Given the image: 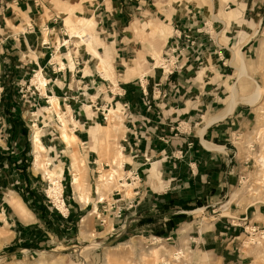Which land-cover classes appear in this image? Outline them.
Wrapping results in <instances>:
<instances>
[{
  "label": "crops",
  "instance_id": "1",
  "mask_svg": "<svg viewBox=\"0 0 264 264\" xmlns=\"http://www.w3.org/2000/svg\"><path fill=\"white\" fill-rule=\"evenodd\" d=\"M52 1L0 0V252H4L0 255L37 250L20 244L22 241L29 243V237H39L36 231L39 226L43 229L42 225L38 224V228L28 226L42 222L43 216L40 198H36L41 196L39 179H33L28 170L23 171L20 167L26 139L16 133L19 127L17 115L26 124L25 116L29 114L31 104L47 108L46 103L51 97H55L61 107L70 109L68 125L75 126V150L85 160L83 172L89 191L93 188L91 179L98 172V164L97 154L88 147L86 129L91 127L87 124L91 121L101 125L102 110L109 106L122 107L123 131L117 141L124 161L123 178L118 181L134 184L131 195H127L123 187L113 188L103 201L95 200L94 192L90 201L82 204L72 186L71 159L66 153L71 147L58 137H52L46 140L48 145L45 141L43 145L62 163V198L67 202H64L67 214L73 216L77 209L90 207L98 211L102 207L101 224L116 230L112 233L116 238L134 232L170 241L179 232L178 224L174 227L175 221L183 226L195 209L218 204L222 195H227L236 183L235 175L228 173L241 163L235 136H242L249 127L252 110L247 104L239 103L231 113L223 116L231 99L226 107L227 97L222 87L225 89V81L233 73L234 66L230 63L232 48L239 44L245 60L251 52L256 40L252 30L255 28L256 33L259 32L262 22L255 23L248 14L254 15L260 10L264 0H218L216 9L223 8L222 15L229 13L230 8L241 11L239 22L229 21V24L205 15L208 11L205 6L186 3V0L176 1L171 6L161 0L164 13L153 9L154 0H97L93 10L97 21L95 27L97 25L99 30L98 34L94 30L98 39L96 48L102 57L110 54L109 63L115 79V85L111 86L110 79L98 69L96 57L85 49L79 51L65 29L64 15ZM146 12L150 17L153 13L162 14L165 16L163 20L170 15L167 22L157 21L172 29L166 41L153 36L163 46L166 42L163 50L176 43L172 36L175 32H188L197 41L183 51L182 69L169 76L160 69H153L151 62L145 64L146 69L140 68L135 73H132L134 68L127 66L131 61L133 66L138 63L139 53H143L141 56L145 61L153 59L143 52L137 39L124 34L123 28L127 23L144 19ZM45 14L47 19H43ZM134 25L137 28L129 30L138 31L137 22ZM178 42L180 46L184 44L183 40ZM150 47L148 51L159 53L155 45ZM56 53L60 62L55 59ZM156 59L158 64L160 59ZM205 62L206 70L209 68L215 79L209 84L200 81L195 74L203 69ZM40 71L46 80L42 90L31 83L32 77ZM14 94L18 100L12 99ZM30 99L34 102L31 103ZM124 102L128 108H123ZM85 104L92 107L90 121L84 111ZM216 115L218 119L207 121ZM153 168L158 176L152 174ZM149 174L153 185L149 182ZM64 175L68 181H64ZM18 191L25 192L28 204ZM11 194L22 201L32 216L31 220L25 221L13 208L9 202ZM247 209L240 214L248 215ZM118 210H121L119 217ZM251 215L255 217V207L248 216ZM220 223L214 222L210 232L223 231L224 241L240 232L234 227L227 231V220ZM17 229L22 231L23 238L17 236ZM38 237L34 238L35 242H42V237ZM193 238L200 242L203 239L204 252L217 258L220 264L242 263L241 254L239 256L232 248L235 244L231 247L227 244V248L233 250L228 254L234 253L227 256L215 252V247L206 249L205 244L210 246L211 233L199 231Z\"/></svg>",
  "mask_w": 264,
  "mask_h": 264
},
{
  "label": "rangeland",
  "instance_id": "2",
  "mask_svg": "<svg viewBox=\"0 0 264 264\" xmlns=\"http://www.w3.org/2000/svg\"><path fill=\"white\" fill-rule=\"evenodd\" d=\"M105 1L108 2V0ZM166 1L167 4L171 6L172 4H176V1L180 0ZM186 1V3L191 2L193 4H201L205 6L208 10L206 11L207 14L205 13V15H210L212 19L221 20L226 24H229L231 21L239 22V19L241 17L240 9L230 8L227 11H230L231 9H235L237 11L236 18L229 20L230 22L227 19H224L222 16L225 14L222 15V13L225 10L223 8H220L218 10L216 9L218 0ZM219 1L225 2L226 0ZM51 3L55 4L56 9L62 12L64 18L68 15L70 16L73 21L72 24H75V30L79 32V35H82L84 33V31L81 29L82 26H80L77 21L83 12H85L87 15H93L94 24L95 22L97 23L96 18L93 14V10L95 8L97 0H54V2L52 1ZM153 3L155 5V8L153 7V9H156V11L158 12H163L161 0H154ZM147 10L151 14V10ZM149 13L147 15L144 14V19L139 21L135 20V22H137L138 24V28L140 27L138 31H133L132 29L129 30V28H133L134 30L135 28H137L134 27L135 22L133 24L127 23L125 26H123V28H125L124 34H127L126 36L129 38L133 37L137 39L144 49L143 52L148 53L150 57L153 58H149L148 61H145L144 56H141L143 55V53H139V56L137 58L138 63L134 65L136 67L133 66V61L127 64L128 68H134L132 73H135L136 71L138 72L140 68H145L144 66L145 64L148 65V62H151L152 67V65L154 64L152 60H157L156 58H158L159 60L160 55L165 52L163 48L166 42L163 46V43L161 44V41L154 40V37L152 36V34H150V23L157 21L167 22L168 18H170V15H166L165 20H163L165 17L164 15L153 13L152 17H150ZM248 16L252 18L255 23L261 21V28L257 33L255 28L252 30V34H255L256 40L246 60L243 59L241 61V63L243 62L242 64L238 65L237 63L232 62L234 57L233 51H235L237 47H240V45L237 44L232 48L233 51H231L232 53L230 63L232 62L231 64L234 66V68L232 69L233 73L232 76L230 75L231 77H228L225 81V89L224 87H222V89L224 90V93L227 97L226 107L228 105L229 99H231L230 104H247V106H249L252 110L250 119L251 122L249 124V127L244 131L243 135L240 136V139L235 143L237 148L236 150L239 153V158L244 159L245 157H247L246 159L250 161V167L248 171L249 181L247 183L249 184L248 187H251L250 190L247 191L245 185L240 187L236 179V183L230 189L229 193L225 196L222 195L223 197L220 198V202L214 205V208L212 206H207L204 211L203 208L199 209L200 207L198 208V210L195 209L191 214H189V217L186 220V224H184L183 226L181 223L175 221L174 227L176 228L178 224L179 232L170 241H165L164 239H153L146 234L143 236L142 234L134 232H130L129 235H123L116 238L115 235L112 234L116 230H111L110 226L104 227L101 224V219L103 218L101 214V212H103L102 207H99L98 211L90 207H86L85 210L77 209V211L73 212L74 215L72 216L71 213L67 214L66 211L60 209L55 203V199L49 192L51 188H54V185L45 175L43 167L42 169L34 168L33 163L35 154L33 146V133L35 127L40 125V128L42 130L40 139L42 143L45 141L48 145L49 142L46 140L52 137H58L64 142L60 130V127H62V123L56 114L55 107H52V104H49L50 102L46 103L47 108L39 107L37 104V106L35 107L34 104H31V108L28 109L29 114L25 116L26 122L28 124H25V122L21 120V116L17 115L19 119V127L16 130V133L20 134L21 136L24 135L26 139L23 143V153L25 151V154H22L20 158V163H23L25 165L23 171H25V169L28 170V174L33 179H37L38 177L40 183L41 196H36V198H40L39 207L41 211L40 213L43 216L42 222L40 221L39 223L32 224L28 227L38 228V224L42 225L43 229L39 226V230L36 231L40 234L39 237H42V240H40L42 242L37 243L38 240H36L35 242L34 238H37L38 235L27 238L29 240L31 238V241H29V243H26L25 241L20 242L21 247L28 248L26 247V245H28L30 248L37 250L33 252L23 251L7 256L1 254L0 264H154L155 262V264H220L217 258H215L214 256H208V254L204 252L202 247L203 239L201 240L202 242H200V240L193 238L194 236L197 237L199 231L205 234L211 233V242H209L210 244L208 243L210 246H206L205 244L206 249H208L209 247H215V252H218L219 254H227V256L233 255L234 253L228 254V251L233 252V250H230L229 247L227 248V244L229 241L227 242L226 240H223V236H221L223 231L210 232L211 230H213L212 224L214 222L220 223V221H222L223 223L224 221L226 222L227 218L224 217H239L241 215L240 213L243 212L246 208H248L247 213L248 215H250V213L254 211V207L257 211L254 217L255 220L264 221V217H262V212H264V4L261 6V9L258 10L254 15L249 13ZM241 22H245V20H242ZM157 23L162 24V22ZM162 26L166 30L165 39H167V37L171 34L172 29L167 25L162 24ZM65 29L73 38L75 44H77V48L79 49V51L85 49L89 52V50H87L88 47H86L87 45L83 43V41H81V38L78 37L79 35L76 36L72 34L66 24ZM94 30L98 34L99 30L97 28V25L96 27L94 25L93 29L88 30L87 33L93 32L94 34ZM159 43L162 45V47L159 45ZM100 44L101 42L99 43V45ZM151 44L155 45L157 51L160 54H155V52L152 53L147 50L148 47L151 48ZM55 59L59 61L57 54L55 56ZM204 64L203 69L198 68L197 70H200L195 74L198 75V79L200 81L209 84L212 81L214 82L215 79L213 76V72H211L209 68L208 70H206V67H208L206 66V62ZM242 66H244V68ZM237 68L243 69L238 70ZM98 69L100 68L98 67ZM100 71L102 70L100 69ZM104 74L105 73H103V75ZM34 78L35 77H32L31 83H33V85H36V87L38 88L39 85L34 82ZM110 81V86L112 84H115L114 72L113 76L110 78ZM234 88H236L238 93L236 96V100L234 97V91H232V89L234 90ZM42 89L43 87L41 88V90ZM103 89H105V87H103ZM15 98L16 100H18L16 94H14V97H12V99L15 100ZM32 102H34V100H31V103ZM42 105L44 104L41 103V106ZM86 105L87 104H85L83 107L87 118L90 121V117L86 111ZM60 108H62L65 113L64 120H68V122H70L71 112L69 107L67 108V106H60ZM229 108L230 107H228L227 113L232 112V110H229ZM111 109H113V112H111L110 116H108L107 122L102 120V123L100 125L92 124L90 121V123L87 124L90 127L99 126V128H101L102 130V137L105 138L102 142L100 140L96 142V147L94 148L93 146H95V141L91 139V130L86 129L87 133L89 134L88 147L90 148V150L95 151V153L97 154L96 163L98 164V172L94 173L91 179L93 188L90 191L89 189H87V201H90L89 197H91L94 192L96 193L95 200L103 197L105 199L107 198L110 190H112L113 188L123 187L124 189H126L127 195H131L132 193L131 188L134 184L130 185L126 181H118L120 178H123V173L121 172V164L123 163V161L121 159L118 160L114 157L116 150L120 149L117 140L122 135L123 131L122 107L118 105L117 108L112 107ZM32 112L35 113H33L32 115ZM227 113L224 115L226 116ZM218 115L212 117L211 119H208L207 121L210 122L212 120L218 119L216 118ZM67 127L68 132H74L75 126L71 127L70 125H67ZM69 128H71V130H69ZM79 128L84 129L82 126H80ZM107 131L108 135L104 136L103 134ZM106 143L108 146L106 145ZM71 146L73 147L66 150V153L69 156L71 150L76 149L75 143ZM104 148L111 150L112 156L110 154L106 157V153L104 154L105 151L103 152ZM44 157L45 159L50 160L48 165V169L50 171H53L55 168H57L56 166L61 163L59 159L54 156V153L49 154L47 149L44 152ZM116 159L118 160L117 163ZM61 160L64 162L63 157H61ZM83 161H85L84 158ZM65 162L67 163V165H69V162ZM251 164H253V167L251 166ZM114 169L117 171V174L116 172L114 173ZM149 175L150 177H148L151 178V174ZM64 176V181H68L67 176ZM108 178H112V180L110 181L111 183L106 186L105 183L107 182ZM152 180L153 179L151 178V181H149L151 182V184ZM157 180L160 181L159 178ZM18 192L21 197H23V195L25 197V192ZM20 192L24 194H21ZM59 196L63 201L62 190ZM12 198L17 197L11 194L9 197V202ZM69 200L71 201L70 204L73 205L72 200ZM27 201L28 199L25 197L24 202L26 204H28ZM65 203L67 204V202ZM66 208L67 206H65V209ZM50 210L52 211V213L50 212ZM213 210L215 211L213 212ZM53 211H57L59 214L62 213L64 216H62V214L60 215L63 218L61 219L57 217V215H55ZM218 217H220V221L215 220ZM84 218H86V222L83 227L82 221ZM218 229L219 226L217 227V230ZM16 232L19 238H23L22 236H24V234L22 233V231L17 229ZM106 233L109 234L105 235ZM203 236L204 234H202V237ZM243 238L244 237L242 236L240 240H243ZM34 245H37V248ZM235 253L237 252L235 251ZM154 254H158L155 255L157 256L156 259L158 261L155 259ZM237 254L239 255L240 253ZM240 258L242 261L241 264H264V242H261L255 246H248L243 250Z\"/></svg>",
  "mask_w": 264,
  "mask_h": 264
},
{
  "label": "bare ground",
  "instance_id": "3",
  "mask_svg": "<svg viewBox=\"0 0 264 264\" xmlns=\"http://www.w3.org/2000/svg\"><path fill=\"white\" fill-rule=\"evenodd\" d=\"M236 16H237V13H236L235 10H232V11L230 10L229 13L223 15V17H225L228 21L231 18H236ZM47 17H48V15L46 14V16L43 19H47ZM77 21H78V24H80V26H82L81 29L84 31V33L82 35H79V32L77 30H75L76 26H75V24H72L73 21L70 18V16L68 15V16L65 17V24L68 27L69 31H71V33L76 35V36L79 35L78 37L81 38V41H83V43H85L87 45L86 47H88L87 50H89V53L96 57L97 65L102 70V73H105L104 74L105 77L107 79H110L113 76V71H112V69L110 67V63H109L110 54L108 53L106 57H102L100 55V53L97 51V48H96L97 47V43H98V39L93 34V32L92 33L91 32L87 33L88 30H92L93 26L95 25L94 21H93V15L92 16L91 15H87L85 12H83L81 14V16L78 18ZM150 27H151L150 28L151 29L150 34H152V36H155L156 38L161 39L163 42L166 40L165 39L166 30L162 26L161 23L154 24V23L151 22L150 23ZM233 52H234V57H233V61L232 62H235L238 65L242 64L243 62L241 63V61L244 58H243V54H242L241 48L237 47L235 49V51H233ZM56 54L58 55V53H56ZM156 62H157V60H154V64L158 65L159 63L157 64ZM235 66H237V65H235ZM242 67L244 68V66H242ZM239 69L242 70L241 68H239ZM240 76H241V72H240ZM34 77H35L33 79L34 82L37 83L39 86L44 88L46 80L43 77L42 72L41 71L38 72V74L36 76H34ZM232 91H234V97H235V100H236V96L238 94L236 88H234V90L232 89ZM234 97H233V99H234ZM93 98H95V97H92V99ZM49 102H50V104H52V107H55L56 114H57L58 118L60 119V121L62 123V127H60V130H61V136L64 139L65 144L68 147H73L71 145L74 144V143L75 144L77 143V138H76V136L73 133L68 132V127H67L68 120H64L65 119V116H64L65 113H64L63 109L60 108V105L58 104V100L55 97H51ZM233 106H236V105H233V103L229 104V106H228V107H230L229 110L230 109L233 110V108H234ZM228 107H227V110L224 112V114H226L228 112ZM111 108H107L105 110V111H108V112H105V114H106V121L105 122H107L108 116H110L111 112H113V109H111ZM86 110H87V113H88L89 117L92 118V107H91L90 104L86 105ZM227 114H229V113H227ZM69 130H71V128H69ZM88 130H91V139L93 141H95V146H93L95 148L96 147V142H98L99 140L102 142L103 139H105V138L102 137V134H101L102 130H101V128H99V126L98 127H91ZM41 133H42V130L40 128V125L36 126L35 129H34V133H33V146H34V154H35V159H34V163H33L34 164V168L35 169H42V167H43L45 175L47 176V178L54 185V188H51L49 192L51 193L52 197L55 199V203L57 204V206L60 209H62L63 211H66L64 202L62 201V199L59 196L60 192L62 190V185L60 183V180H61V174H62L63 166H62V163H60V164H58L56 166L57 168H55L53 171H50L48 169V165H49V161L50 160L45 159V157H44V152L46 151V147L43 145V143H42V141L40 139ZM103 135L104 136L108 135V131L105 132ZM106 145H107V143H106ZM120 150L121 149L116 150L114 157L117 158L118 160L121 159L122 161H124L122 153H121ZM103 152H104V154L106 153V155H105L106 157L111 154V150H108L107 148H104ZM111 156H112V154H111ZM70 158H71V168H72V174H73L72 184H73L74 190L78 194L77 200L80 201L82 204L83 203H87L88 202L87 201L88 200V191H87V188H86V181H85L86 179H85V175H84V172H83L86 169L85 163L83 161L82 156L80 154H78L76 152V150L71 151ZM117 159H116V163L118 161ZM122 161H121V163H122ZM115 172L117 174L116 170L114 171V173ZM152 174L155 175V176H158L154 168L152 170ZM112 178H113V176H112ZM112 178H108L107 179V182L105 183L106 186H108L111 183L110 181L112 180ZM129 184L131 185L132 183H129ZM98 200L99 201H103L104 197L103 198H99ZM10 203L25 221H28V220L32 219V216H31L30 212L26 209L25 205L22 203L21 200H19L17 198H12ZM85 222H86V218H84L83 221H82L83 227L85 225ZM85 234H86V232H85ZM155 253H157V252H155ZM155 255H158V254H154V256ZM156 257L157 256H155V259H156Z\"/></svg>",
  "mask_w": 264,
  "mask_h": 264
},
{
  "label": "built area",
  "instance_id": "4",
  "mask_svg": "<svg viewBox=\"0 0 264 264\" xmlns=\"http://www.w3.org/2000/svg\"><path fill=\"white\" fill-rule=\"evenodd\" d=\"M204 32V31H203ZM207 33V32H205ZM173 38H175L176 43L173 44V47L168 48L165 52H163L161 56V60L158 65L153 64L152 68L153 69H160L163 74L169 76L173 74L176 71H179L182 69L183 65L180 63L181 59L183 58V51L190 49L196 44V40L192 38V36L187 32V33H182V32H175L174 35H172ZM180 40L184 41V44L182 46L179 45ZM154 62V60H152ZM123 108H128V104L124 102L122 104ZM108 108H111L109 106ZM115 108V107H114ZM105 110H102L101 115L103 121H106V114ZM240 139L239 135L235 136V141ZM241 158V163L240 166L237 167L235 170H233V167L229 170V174H234L237 179L238 185L243 186L245 185V188L247 191L250 190L251 187H248L249 184V176H248V171L250 167V161L248 159ZM253 167V164H251ZM61 182V181H60ZM64 202V200H63ZM65 205V204H64ZM214 208V205L212 206ZM205 207L203 211L206 209ZM225 208V207H224ZM215 210H213L214 212ZM121 210H118L117 216H120ZM257 212V211H256ZM224 217V216H220ZM220 217H218L216 220H220ZM262 217H264V212H262ZM227 218V223H226V229L227 231L231 228H239L240 232L237 235L230 236L227 239L228 244H234L232 246L233 249L237 253H243V250L247 248L248 246H255L261 242H264V221L261 220H255L254 216H248L246 213L241 214L239 217L236 218H230V217H224ZM231 220H230V219ZM244 237L243 240H240ZM168 264V263H167Z\"/></svg>",
  "mask_w": 264,
  "mask_h": 264
},
{
  "label": "trees",
  "instance_id": "5",
  "mask_svg": "<svg viewBox=\"0 0 264 264\" xmlns=\"http://www.w3.org/2000/svg\"><path fill=\"white\" fill-rule=\"evenodd\" d=\"M25 154V151H24V153H23V155ZM25 167V165L22 163V168H24ZM56 215H57V217H59V218H63L57 211H53ZM36 248H37V245H34Z\"/></svg>",
  "mask_w": 264,
  "mask_h": 264
}]
</instances>
